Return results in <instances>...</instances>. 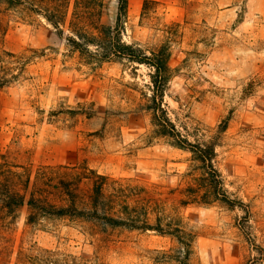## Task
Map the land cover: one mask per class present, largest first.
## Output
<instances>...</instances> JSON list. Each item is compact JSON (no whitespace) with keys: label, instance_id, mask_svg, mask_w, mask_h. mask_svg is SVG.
Wrapping results in <instances>:
<instances>
[{"label":"rangeland","instance_id":"1","mask_svg":"<svg viewBox=\"0 0 264 264\" xmlns=\"http://www.w3.org/2000/svg\"><path fill=\"white\" fill-rule=\"evenodd\" d=\"M7 1L0 0V155L32 171L85 165L153 186L176 207L191 244L185 254L153 231L90 236L60 219L29 224L22 211L0 229V264H17L20 250L89 264H264V0H128L122 33L125 43L168 47L163 109L189 142L215 144L213 165L234 207H177L199 174L187 151L153 134L149 68L69 48L73 0ZM103 1L100 23L111 25L114 0ZM55 10L67 11L62 37L44 18Z\"/></svg>","mask_w":264,"mask_h":264},{"label":"trees","instance_id":"2","mask_svg":"<svg viewBox=\"0 0 264 264\" xmlns=\"http://www.w3.org/2000/svg\"><path fill=\"white\" fill-rule=\"evenodd\" d=\"M127 4L128 0H114L113 23L102 25L103 0H73L67 26L69 35L64 37L68 47L97 62L123 61L150 69V94L145 96V109L150 114L153 134L187 151L199 174V177L191 178L193 185L190 183L181 191L183 198L177 207L212 202L236 206L227 198L219 173L214 168L215 144L211 141L189 142L176 130L163 109L170 72L168 47L160 44L147 49L122 40ZM66 14L67 11L55 10L44 15L61 37ZM198 178L201 183H197ZM155 189L153 186L120 183L85 165L38 166L32 171L31 165H14L7 153L1 154L0 229H8L25 211L29 224L41 218L60 219L76 224L90 236L106 238L114 230L153 231L174 238L186 254L190 249L191 235L174 211L176 207L160 199ZM16 259L17 264H89L52 251L38 255L20 250Z\"/></svg>","mask_w":264,"mask_h":264}]
</instances>
